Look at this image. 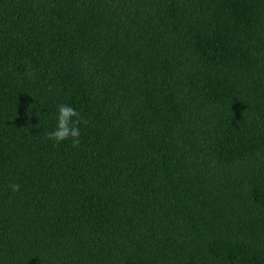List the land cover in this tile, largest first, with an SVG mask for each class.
I'll return each instance as SVG.
<instances>
[{
    "label": "trees",
    "instance_id": "16d2710c",
    "mask_svg": "<svg viewBox=\"0 0 264 264\" xmlns=\"http://www.w3.org/2000/svg\"><path fill=\"white\" fill-rule=\"evenodd\" d=\"M0 264H264V0H0Z\"/></svg>",
    "mask_w": 264,
    "mask_h": 264
},
{
    "label": "clouds",
    "instance_id": "9594fccd",
    "mask_svg": "<svg viewBox=\"0 0 264 264\" xmlns=\"http://www.w3.org/2000/svg\"><path fill=\"white\" fill-rule=\"evenodd\" d=\"M55 119V128L47 133V138L55 144L69 141L73 148H78L81 144V128L86 127L89 121L77 109L67 104L58 105ZM20 187L18 183L11 185L13 192H18Z\"/></svg>",
    "mask_w": 264,
    "mask_h": 264
}]
</instances>
